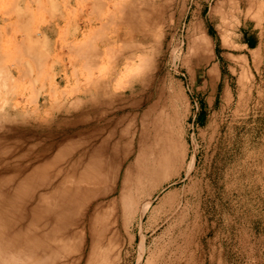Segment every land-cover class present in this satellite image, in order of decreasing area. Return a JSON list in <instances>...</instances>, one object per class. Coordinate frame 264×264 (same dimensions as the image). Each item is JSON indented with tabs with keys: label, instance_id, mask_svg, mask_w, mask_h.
<instances>
[{
	"label": "rangeland",
	"instance_id": "rangeland-1",
	"mask_svg": "<svg viewBox=\"0 0 264 264\" xmlns=\"http://www.w3.org/2000/svg\"><path fill=\"white\" fill-rule=\"evenodd\" d=\"M4 1L0 0V10ZM127 1V8L134 3L131 2L133 0ZM221 1L146 0L148 10L138 18L141 24L131 27L121 21L122 12L116 4L104 9L97 4L90 6L88 1L71 0L69 5H64L63 17L58 19L62 27L68 28L49 30L48 25H54L56 18H50L53 12L46 14L43 10L50 8V4L45 5L44 9H37L36 4L29 0H15L17 10L31 5L29 15L32 14L31 10L36 11L30 23L35 31H47V37L41 39V46L39 44L36 47L39 55L37 60L21 54L11 41L12 38H22L23 33L19 31L20 21L13 10L4 14L5 3L2 7L5 8L2 10L4 12H0V38L1 47L3 45L7 51L4 63L9 76L7 83H0V123L7 125L14 121H27L28 118L38 127L33 133L35 139L28 136L14 149L15 154L28 151L31 146L29 143H37L30 150L31 156L18 161L20 168L17 175L12 179L10 177V180H15L14 183H7L11 191L16 183H20L18 179L23 184L29 178V182L19 190L22 196H15L13 192L4 189L5 183L2 180L6 182L5 178H9L7 176L10 173L5 176L3 170L10 166L0 164V208H3L1 202L14 198L15 204L9 207L12 209H8V205L6 208L13 213L19 211V215L26 213L24 221L20 220L17 224L25 239L13 238L11 233L10 243L13 245L0 252V259L14 258V264H264V30L259 32L262 29L264 0ZM255 3L261 6V11L258 6V15L252 12ZM149 6L152 9L149 10ZM142 16H145V20ZM148 16L147 27H142L146 25ZM36 24L38 29L35 28ZM148 25L152 31L151 28L148 31ZM89 26L92 29L88 30ZM139 27L142 31L146 28L148 32L138 31L141 30ZM250 32H253L257 46L246 55L244 53L247 50L241 41ZM195 34L198 37L206 36L210 49L208 47L204 51L193 40ZM85 40L89 48L96 51L94 64L89 63L82 52L73 50L74 45L85 43ZM17 57L20 61H16ZM209 66L213 67L212 70ZM90 74L95 77L99 75L97 79H101L94 80L100 86L89 84L87 90L83 86ZM92 96H97L104 109H107L105 115H100L103 119L97 124L100 128L104 126L103 133L100 129L101 134L93 143L99 142L113 128L109 119L117 116L116 120H121L113 134L116 137L111 139L112 143L121 140L115 147L118 150L115 163L125 160L121 163V176L118 178L121 186L134 180L135 160L138 156L153 164L156 161L165 163L169 154L165 140L145 145L139 153V147L130 136L134 125L129 122L135 112L138 110L137 119L140 120L147 106L154 105L149 116L151 121L156 109L164 110L167 106L170 115L174 113L170 120L173 122L170 123L171 133L178 145L176 157L182 175L170 180L157 194L142 225L134 220V216L131 218L130 214L124 215L122 212V203L117 197L120 186L118 192L102 195L103 189L115 184L114 170L106 172L102 179L95 182L93 179V183H87L83 178L80 183L85 186L91 183L93 190H88L89 186H86L87 189L81 186L79 180L82 178L75 177L79 172L74 173V169H81V164L75 165V162L83 147L78 144L80 139L76 138L85 133V122L79 120L77 123L63 124L59 123V119L68 117V121L75 120V115L83 110L86 99H94ZM135 96L144 99L137 109L128 105ZM121 97L125 99L120 100L125 102L123 108H112V101H119ZM104 100L111 102L110 107ZM175 114H179L178 117ZM172 118L177 119L175 121ZM177 120L181 128L176 124ZM91 122L97 123L95 119H91ZM164 123L167 126L163 119L157 129L164 131ZM19 126L24 127L23 124ZM29 127L32 128V125ZM148 127L149 138L146 134V141L144 139L147 144L152 142L150 139H154L155 133L152 122ZM4 129L0 126L1 136ZM121 131L126 133L121 135ZM48 132L55 135L43 139ZM4 145L3 141L0 142V151ZM47 147L48 150L44 151ZM111 149L112 145L105 151L106 161L112 157ZM11 159V164L15 163ZM191 162L192 167L189 174H186L185 169ZM35 164L38 171L31 172L33 176L27 170L31 171L30 167ZM71 173H74L73 177ZM73 179L76 181L73 187L76 191L79 190L78 185L81 186L78 193L53 194L52 191L60 183L69 186ZM23 192H26L25 196L28 193L26 197H23ZM11 193L13 196H8ZM166 195H169V200L163 201ZM39 197L44 198L39 200L36 213L37 218L42 215L41 219L38 218L37 222L36 218L29 224L31 220L28 221V218L33 213L31 207L36 205V198ZM18 198L24 200V208L19 205L21 201ZM58 200L61 202L60 208L55 205L59 203ZM20 210L26 212L21 213ZM151 212L154 218L149 221L148 214ZM56 214H59V219L56 218L58 221L54 219ZM70 218L71 222H67ZM72 219L75 224L74 221L72 224ZM50 221H53V225ZM65 225L69 227L63 228ZM68 230L72 234L67 235ZM47 233L50 237L45 240L43 237H47Z\"/></svg>",
	"mask_w": 264,
	"mask_h": 264
},
{
	"label": "bare ground",
	"instance_id": "bare-ground-1",
	"mask_svg": "<svg viewBox=\"0 0 264 264\" xmlns=\"http://www.w3.org/2000/svg\"><path fill=\"white\" fill-rule=\"evenodd\" d=\"M29 1H31V3H35L36 4V8L37 9H40V8H42V9H44L45 8V5H48V4H50L51 5V10H50V8H46V9H44L43 11L47 14L48 12H53V14H50V18H56V22L54 23V25H48L49 27V30L51 29V28H54V29H59L60 27L61 28H63V30H64V28H65V30L68 28V27H62L63 25H61V23L58 21V19H61L62 17H63V14H64V12H63V8H64V5L66 6V5H69L70 3H71V0H29ZM75 1H78V0H75ZM81 1V0H80ZM82 1H84V2H86V1H88V3L90 4V6H93V5H95V4H97L98 6H101L102 8H107L108 9V7L110 6V5H112V4H116L117 6V8L119 9V11H121L122 12V22H124V23H126V24H128V25H130L131 27H133L134 25H137V26H139V24H141L139 21H138V18H139V16L141 15V14H144L145 15V12H147V10H148V5L147 6H145V4H147V2H146V0H133V1H131V2H134L130 7H126L125 6V3L126 2H128L127 0H82ZM143 3H142V2ZM224 1V0H223ZM223 1H221V2H223ZM229 1V0H228ZM236 1V0H235ZM248 1V0H247ZM14 2H15V0H6V1H4L3 3H4V6L6 5L5 3H7V5H6V9L5 8H2V7H4L2 4V7H1V10H0V12H4V11H2L3 9H5V12H4V14L5 13H7V12H9L10 10H13V13H15L17 16H18V19H19V26H20V30H19V28L17 29V30H19V31H21L20 33L22 34V38H20V39H17V38H12L13 40H11V41H13L14 42V44H15V46H16V49L21 53V54H26V55H28L30 58H32L33 60H37L38 58H39V55L37 54L38 53V51H37V49H36V47L40 44V46H41V42H42V40L41 39H44V38H46L47 37V31H43V30H40V31H35L34 30V28H32L30 25V23H31V20H32V18L31 17H33L36 13V11H32L31 10V15H29V11L28 10H30V8L32 9V7H31V5H28V6H26L25 8H21V9H19V10H17L16 9V5L14 4ZM232 2V1H231ZM231 2H229V3H231ZM238 2V1H237ZM228 2H226V4H227ZM144 4V5H143ZM225 4V3H224ZM232 4H233V2H232ZM256 4V7H257V9H256V7H255V9L256 10H258L259 9V7H260V11H261V6H259L260 4H258V6H257V3H255ZM15 5V6H14ZM58 5H60V8H59V6ZM231 5V4H230ZM221 6V5H220ZM225 6H227V5H225ZM254 6V5H253ZM151 6H149V10L150 9H152V8H150ZM233 8V7H232ZM249 8H250V6H249ZM229 9V8H228ZM255 9L252 11L253 13H257V15H258V13L260 12L259 10H258V12H256L255 11ZM159 10H161V9H159ZM222 10L223 9H221L220 11V13H222ZM162 11V10H161ZM234 11V10H233ZM255 11V12H254ZM149 12V11H148ZM224 12V11H223ZM229 12V11H228ZM151 13V12H150ZM159 13V12H158ZM157 13V14H158ZM220 13H219V15H220ZM230 13H231V11H230ZM233 13V12H232ZM237 13V12H236ZM8 14V13H7ZM41 14V13H40ZM147 14V13H146ZM227 13L225 12V14L224 15H226ZM11 15V14H10ZM108 15V14H107ZM161 16H162V14H160ZM223 15V16H224ZM13 16V15H12ZM11 16V17H12ZM16 16V17H17ZM113 16V15H112ZM151 16V15H150ZM150 16H148V18H146V21L147 20H149V17ZM155 16H157V15H155ZM223 16H222V18H223ZM230 16H232V14L230 15ZM234 16H237V15H234ZM143 17H145V16H142L141 18H143ZM158 17V16H157ZM160 17V16H159ZM233 17V16H232ZM221 18V17H220ZM221 18V19H222ZM226 18V17H225ZM227 18H228V16H227ZM152 19V18H151ZM151 19H150V21H151ZM160 19V18H159ZM158 19V20H159ZM231 19V18H230ZM229 19V20H230ZM238 19V18H237ZM237 19H236V21H237ZM124 20V21H123ZM143 20H145V18H143ZM142 20V21H143ZM154 20V19H153ZM155 20H157V18L155 19ZM154 20V21H155ZM141 21V20H140ZM141 21V22H142ZM235 21V20H234ZM18 22H16L17 24H18ZM151 22H153V21H151ZM151 22L149 23V24H151ZM161 22V21H160ZM163 22V21H162ZM161 22V23H162ZM222 22H223V20H222ZM15 23V24H16ZM229 23H231L230 21H229ZM146 25H141L142 27L143 26H146L147 27V24H148V21H147V23H145ZM232 24V23H231ZM234 24V23H233ZM227 25H228V23H227ZM230 25V24H229ZM7 26V25H6ZM15 26H17V25H15ZM151 26H152V24H151ZM92 27V26H91ZM90 26L87 28L88 30L89 29H92ZM35 28H37L38 29V24H36L35 25ZM60 28V29H61ZM140 28V27H139ZM151 28V31H152V27H149V25H148V31H149V29ZM133 30H134V28H132ZM141 30H138V31H142V28H140ZM144 30V32H148L147 30H145L146 28H143ZM62 30V29H61ZM142 31V32H143ZM199 31V30H198ZM197 31V32H198ZM144 34V33H143ZM199 34V33H198ZM198 34L195 36V37H193L194 39V41L195 42H197V44H200V46L203 48V50L204 49H206V48H208L209 47V49H210V46H209V40H207L203 35H201V36H199L198 37ZM201 34V33H200ZM38 35H40V36H38ZM144 35H146V34H144ZM46 36V37H45ZM147 36V35H146ZM145 36V37H146ZM150 36V35H149ZM142 37V36H141ZM148 37V36H147ZM146 37V38H147ZM145 40V39H144ZM11 41H10V43H11ZM146 41V40H145ZM193 41V42H194ZM12 42V43H13ZM159 44V43H158ZM157 44V45H158ZM195 45H196V43H195ZM134 46V45H133ZM159 46V45H158ZM157 46V47H158ZM198 46V48H199V45H197ZM197 46H196V48H197ZM4 46L2 45V47H1V38H0V83H7L8 82V80H7V77L9 76V71L7 70V66L5 65V63H4V59H6V57H7V51H5L6 49L5 48H3ZM195 48V47H194ZM195 48V49H196ZM212 48V47H211ZM131 49H132V47H131ZM208 49V50H209ZM73 50H75L76 52H82V54L84 55V56H86V60L90 63V62H94L95 61V53H96V51L94 50V49H91V48H89V43H88V41L87 40H85V43H81V44H78L77 46H73ZM203 50H201L202 52H204ZM197 51V50H196ZM210 51V50H209ZM208 51V52H209ZM195 52V51H194ZM193 52V53H194ZM207 52V53H208ZM212 53V52H211ZM36 54V55H35ZM195 54H198V52H196ZM210 55V54H209ZM40 57H41V55H40ZM210 57V56H209ZM211 58V57H210ZM209 58V59H210ZM17 60L16 61H20V58L19 57H17L16 58ZM212 59V58H211ZM242 61H244L245 62V59H243ZM87 62V63H88ZM91 63V64H92ZM207 63H208V61H207ZM206 63V64H207ZM94 64V63H93ZM92 64V65H93ZM89 66V65H88ZM211 66V65H210ZM210 66H209V68H210ZM93 67V66H92ZM94 68V67H93ZM208 68V69H209ZM213 68V67H212ZM212 68H210L211 70H212ZM27 71H28V69H26ZM91 70H92V68H91ZM210 70V71H211ZM214 70V69H213ZM209 71V70H208ZM207 71V72H208ZM23 73H25L24 71H23ZM92 73V72H91ZM26 74H29V73H26ZM209 74H211V72L209 73ZM94 75V74H93ZM93 75H91L90 74V76L87 78L88 79V81H86L85 82V84H84V86L83 87H85V89H87L88 88V86H89V84H93L94 86L93 87H96V85H97V87H99L100 85H99V83L98 84H96V82H95V80L94 79H97V77L99 76H96L95 77V75H94V77H93ZM90 78V79H89ZM93 78V79H92ZM99 78V77H98ZM101 79V78H100ZM100 79H97V80H100ZM102 82V81H101ZM142 83V82H141ZM146 83H149V81H147ZM145 83V84H146ZM131 86V85H130ZM144 86V85H143ZM146 86H148V85H146ZM91 87V86H90ZM80 88V87H79ZM84 89V90H85ZM8 90V89H7ZM88 90V89H87ZM94 90V89H93ZM92 90V91H93ZM10 91V90H9ZM86 91V90H85ZM106 91V90H105ZM142 91H144V90H142ZM162 91V90H161ZM161 91H159V92H161ZM89 92V91H88ZM95 92V91H94ZM93 92V93H94ZM133 92H135V91H133ZM132 92V93H133ZM137 92V91H136ZM163 93V92H162ZM89 94V93H88ZM161 94V93H160ZM159 94V95H160ZM175 94V93H174ZM164 95V94H163ZM173 95V94H172ZM89 96V95H88ZM161 96V95H160ZM93 98H94V96H92ZM91 97V98H92ZM137 96H135V99L134 100H131L130 102V104H128L129 106H132L133 108H138L139 106H141V103L143 102V98H136ZM142 97V96H141ZM89 98V97H88ZM131 98V99H132ZM169 98V97H168ZM3 99V98H2ZM75 100H80L79 98H74ZM73 99V100H74ZM125 100L124 98H122L121 97V99L119 98V101H118V99L116 100V102H115V100L114 101H112V108H114V109H116V107L117 108H123V106H124V104H125V102L123 103V102H121V101H123V100ZM173 99V98H172ZM72 100V101H73ZM87 101H85V104H83L84 105V107H83V110L80 112V113H78L77 115H75V120H70V121H68L67 119H68V117H64V118H61V119H59V123H63V124H68V123H71V124H73V123H77L79 120L81 121V122H85L84 123V125H83V127H84V129H85V133L83 134V136H81V137H78V138H76V139H80L79 140V145H83V147L80 149L81 150V152L77 155V161L75 162V165L76 164H81L80 166H81V169L79 170H75L74 169V173L75 172H79V175L77 176H75V177H78V178H82V179H80L79 180V184L81 185V186H83L84 185V187L86 188V186H85V184H81L80 182H82V180H83V178H84V181L86 180L87 181V183L88 182H91V183H93V181L95 182V181H97L98 179H102V178H104V176H105V173L106 172H108V171H110V170H114V173L115 174H113V176H114V178H115V184L114 185H112V186H107L105 189H103L102 191H101V193H102V195H106V194H110V193H115V192H118V190H117V188L119 187V195L117 196V197H119L120 198V200H121V203H122V212L124 213V215L125 214H130L131 215V218L134 216V220H138L140 223H141V225L143 224V221H144V219H145V216H146V214L149 212V210H150V207H151V204H152V202H153V200H154V198L157 196V194H159V192L168 184V182L170 181V180H172L173 178H175V177H180L181 175H182V173H181V171H180V166H179V164H178V162H177V157H176V154H177V152H176V147L178 146H176V139H175V136H174V134H172L171 133V131H172V128H171V125H170V123H173V122H170V120H171V117H172V115L174 114L173 112H172V115H170V111H169V109L167 108V106L166 107H164V110H163V108L162 109H156L157 111H155V113H154V117L152 118V121L150 120V113H151V110L153 111V109L155 108V106L153 105V107L151 106H147V108L144 110V112L143 113H141V115H142V118H140V120L139 119H137V116H138V110L135 112V114H134V116H133V119H131V121L129 122V124H131L132 126H133V128H132V130H131V138H132V140L133 141H135V143L137 144V146L139 147V153L141 154V151H142V149L144 148V147H146L145 145H151L153 142H155V141H164L165 140V146H166V148H167V151L169 152V154H168V157H167V159H166V161H165V163H164V161H156V162H154L153 164H150V163H147L145 160H141L140 159V157L138 156L137 157V159L135 160V165H136V176H135V178H134V180H132L130 183H128V184H126V183H123L122 184V186L121 185H119V183H118V178H119V176H121V163L122 162H124L125 160L124 159H122L121 161L120 160H118L117 161V163H115V159H117V152H118V150L116 151V149H115V147H116V144H117V142L119 143V141H121L120 139H118V141L116 142H114V143H112L113 142V140L111 141V139L112 138H115L114 137V133H115V129L117 128L116 127V125H117V123L119 124L120 122H121V120L119 121H117L116 119L118 118L117 116L116 117H113V118H111V119H109L110 120V122H112V124H113V126H111V127H113L111 130H109V132L106 134V136H104L103 137V139L102 138H100L99 139V142H95V143H93L94 141H97L98 139H96V138H98L99 137V135L101 134V132H102V128L104 127L103 125H105V124H107V123H105V124H103L102 126L103 127H99L97 124L103 119L102 117H100V115H105V113H104V111H107V109L105 108L104 109V107H103V103H102V101H100V99H98L97 98V96L94 98V99H86ZM121 100V101H120ZM84 101V100H83ZM106 101V105L107 106H109L110 107V104H111V102H109L110 100H108V102L109 103H107V100H104L103 102H105ZM168 101H170V100H168ZM16 102V101H15ZM81 101H79V103H80ZM115 102V103H114ZM162 102H164V97H163V100H162ZM174 102V101H173ZM75 103V102H74ZM170 103H171V101H170ZM169 103V104H170ZM175 103V102H174ZM181 103V102H180ZM15 104V103H14ZM105 104V103H104ZM153 104V103H152ZM151 104V105H152ZM157 103L155 102V105H156ZM164 104V103H163ZM162 104V105H163ZM168 104V105H169ZM17 105V104H16ZM76 105H79V104H76ZM19 106V105H18ZM144 106V105H143ZM164 106V105H163ZM171 107H172V105H170ZM175 106H177V105H175ZM150 107V108H149ZM19 108V107H18ZM40 108V107H39ZM81 108V107H80ZM111 108V109H112ZM174 108V107H173ZM173 108H171V110L173 109ZM109 109V108H108ZM175 109V108H174ZM176 110H177V108H176ZM174 112H176V111H174ZM184 112H186V111H184ZM183 112V113H184ZM102 113H104V114H102ZM71 114V113H70ZM186 114V113H185ZM53 115V114H52ZM178 115L179 114H177V116H176V114H175V116L176 117H178ZM36 116H37V114H36ZM30 117H33L32 115H30ZM120 117V116H119ZM139 117H141V116H139ZM174 117V116H173ZM24 118V117H23ZM34 118V117H33ZM47 118V117H46ZM64 119V120H63ZM91 119H95V121L97 122V123H95V122H91L90 123V121H91ZM107 119H108V117H107ZM106 119V120H107ZM164 119V122H167V126L165 125V123H164V126L166 127V129L164 130V131H161V129H157V126H158V124H160V122H162V120ZM172 119H175V121H176V119L177 118H172ZM29 119L27 118V121H14L13 123H8L7 125L6 124H3L2 122L0 123L1 125V127H5V129H4V131L5 132H3V136H1L0 135V142L2 143V141L5 143V149H4V146H3V148H2V151H0V156H4V157H0V164L1 165H5V166H10V167H8L7 168V170H3L4 171V173H5V176H7L8 175V173H10V175H8L7 177H9V178H5V179H7V181L5 182V180H2V181H4V183L5 184H3V186L5 185V187H4V189L5 190H8V191H10L9 190V184H7V183H9V182H13V181H15L14 179L13 180H10V177H11V179L12 178H15V176L17 175L16 173L18 172V170H19V168H20V165H18V164H20L18 161L19 160H21V159H24V158H27V157H29V156H31V149H33L34 147H36V145H37V143L34 141L33 143L31 142V144L29 143V145H31L29 148L30 149H28V151L27 150H25V151H22V152H20V151H18L19 153H14V149L18 146V144L20 143L21 144V142L23 141V140H25V139H28V136H31V137H33L34 139H35V134H33L34 133V131L37 129V127H38V125L37 126H35L34 125V123L33 122H31V121H28ZM36 120H37V117H36ZM83 120V121H82ZM105 121V120H104ZM172 121V120H171ZM53 122V121H52ZM103 122V121H102ZM109 122V123H110ZM152 122V124L154 125V130L153 131H155V133L153 134V136H154V139H150V141H152V142H150L149 144H147V142L145 143V141H146V134H147V132L149 131V128L150 127H148V125L150 126V123ZM36 123V122H35ZM38 123L40 124L41 122H40V119H39V121H38ZM37 123V124H38ZM108 123V124H109ZM179 124V121L177 120V122H176V124ZM20 124H23V126L24 127H22V126H19ZM81 124H83V123H81ZM162 124V126H163V123H161ZM30 125H32V128H30L29 126ZM47 125V124H46ZM77 126V125H76ZM81 126V125H80ZM174 126V125H173ZM172 126V127H173ZM178 126V125H177ZM181 125L179 124V127H180ZM44 127H46V126H43V128ZM175 127V129H176V126H174ZM173 127V128H174ZM40 128H41V125H40ZM130 128H131V126H130ZM163 128V127H162ZM181 128V127H180ZM100 129H101V132H100ZM110 129V128H109ZM147 129H148V131H147ZM178 129V128H177ZM176 129V130H177ZM160 130V131H159ZM37 131V130H36ZM35 131V132H36ZM103 131H104V129H103ZM178 131V130H177ZM41 132V131H40ZM45 132V131H44ZM55 132V131H54ZM130 132V131H129ZM174 132H176V131H174ZM77 133V132H76ZM103 133V132H102ZM124 133H126L125 131H121V135L122 134H124ZM149 133V132H148ZM179 133V132H178ZM177 133V134H178ZM151 134V135H152ZM176 134V133H175ZM176 134V135H177ZM180 134V133H179ZM55 135V133H51V132H48V133H46L45 134V138H43V139H46V138H48L49 139V137L50 136H54ZM119 135H120V133H119ZM58 136V135H57ZM152 136V137H153ZM180 136V135H179ZM178 136V137H179ZM40 137V136H39ZM119 138H121V136H118ZM147 137H148V134H147ZM72 138H74V137H72ZM149 138V137H148ZM180 138V137H179ZM30 139V138H29ZM40 139V138H39ZM75 139V140H76ZM144 139H145V141H144ZM116 140H117V138H116ZM154 140V141H153ZM21 141V142H20ZM37 141V140H36ZM56 141V140H55ZM179 141L180 140H178V143H179ZM38 142H39V140H38ZM129 142V141H128ZM132 142V141H131ZM23 143V142H22ZM55 143V142H54ZM121 143V142H120ZM180 144V143H179ZM110 145H112V149H111V158L109 159V160H107L106 161V158H105V151L110 147ZM118 145V144H117ZM22 146V145H21ZM77 146V145H76ZM75 146V147H76ZM119 146H120V144H119ZM118 146V147H119ZM122 146V145H121ZM180 146H182V145H180ZM80 147V146H79ZM1 148V147H0ZM48 148L49 147H47V148H45L44 149V151H47L48 150ZM181 148H183V147H181ZM17 149V148H16ZM40 149H42V148H40ZM180 149V148H179ZM184 149V148H183ZM6 150V151H5ZM113 150V151H112ZM182 152V151H181ZM184 152V151H183ZM4 153H6V155H2V154H4ZM45 154V153H44ZM44 154H43V156H44ZM105 155V156H104ZM182 155V154H181ZM12 156V157H11ZM118 156H119V154H118ZM177 156H178V154H177ZM48 156H46V158H47ZM110 157V156H109ZM181 157V156H180ZM11 158H13L14 159V162L16 163H12L11 164V162L9 161ZM40 158V157H39ZM44 158H45V156H44ZM179 158V157H178ZM182 158V157H181ZM33 159V158H32ZM12 160V159H11ZM31 160V159H30ZM34 160V159H33ZM36 160H37V158H36ZM23 161V160H22ZM74 161V160H73ZM190 161H192V159L190 160ZM13 162V161H12ZM18 162V163H17ZM29 162V161H28ZM31 162V161H30ZM37 162H38V160H37ZM133 162V161H132ZM23 163H24V161H23ZM27 162H25V164H26ZM32 163H33V161H32ZM115 163V164H114ZM180 163V162H179ZM10 164V165H9ZM164 164H165V169H164ZM11 165H12V167H11ZM22 165V164H21ZM32 165V164H31ZM37 164H35L34 165V167H30V168H32V170L30 171V170H27V171H29L30 173L32 172V173H35L36 171H38V168H37V166H36ZM79 165H78V167H79ZM130 165H131V163H130ZM15 166V167H14ZM77 167V168H78ZM192 167V162L189 164V166L185 169V173L186 174H189V171H190V168ZM24 168V167H23ZM12 171V172H11ZM22 172V171H21ZM20 172V173H21ZM24 172V171H23ZM7 173V174H6ZM26 173H28V172H26ZM31 173V174H32ZM74 173H71V176L73 177L74 176ZM11 174H13L14 176H12ZM3 175V174H2ZM23 175H25V173L23 174ZM22 175V176H23ZM33 176H34V174H32ZM31 175V176H32ZM30 177V176H29ZM125 177V176H124ZM77 178V179H78ZM17 179V178H16ZM24 179V178H23ZM26 179V178H25ZM33 179V178H32ZM94 179V180H93ZM10 180V181H9ZM93 180V181H92ZM17 181V180H16ZM26 181V182H25ZM24 182H23V184H20L21 183V181L18 179V182H20V183H16V186L14 187L13 185H11V186H13L14 188H13V190H11L10 192H13L14 194H15V196H16V194H17V196H18V194H19V190H20V188L24 185V184H26V183H28L29 182V178H28V182H27V180H25ZM31 181V180H30ZM73 182L71 183V185H65V183H64V185H63V183H60L56 188H54V190L52 191V192H54L53 194H67V193H74L75 192V194L76 193H78L79 191H80V189H81V186H79L78 185V187H77V189H79V190H75V188H73V187H75V184H76V181H74V179L72 180ZM75 182V183H74ZM14 183V182H13ZM73 183H74V185H73ZM91 183L90 184H88V186H89V188H88V186H87V188H88V190H93V188L91 187L92 185H91ZM121 183V182H120ZM0 184H2L1 182H0ZM1 186V185H0ZM2 186V187H3ZM47 186H49V184H47ZM90 187L92 188V189H90ZM12 188V187H11ZM86 188V189H87ZM1 189V188H0ZM33 189H34V187H33ZM2 190H3V188H2ZM75 190V191H74ZM29 191V190H28ZM28 191H26V192H28ZM34 191H35V189H34ZM26 192H23V197L25 196V194L24 193H26ZM30 192H32L33 193V190L31 191L30 190ZM51 192V193H52ZM1 193V192H0ZM29 193V192H28ZM27 193V194H28ZM31 193V194H32ZM50 193V194H51ZM20 194H21V192H20ZM19 194V195H20ZM27 194H26V196H27ZM34 194V193H33ZM36 194V193H35ZM43 194H47V193H45V192H43ZM74 194V195H75ZM10 195H12V193L11 194H9L8 196H10ZM30 195V194H29ZM37 195V194H36ZM36 195H34V197L36 196ZM69 195V194H68ZM78 195V194H77ZM7 196V195H6ZM13 196V195H12ZM11 196V197H12ZM20 196H22V195H20ZM25 196V197H26ZM33 196V195H32ZM22 197V198H23ZM29 197V196H28ZM45 197V196H44ZM168 197H169V195H168ZM167 197V195H166V199L163 197V201L165 200V201H167V200H169V198ZM17 198V197H16ZM43 198V197H42ZM42 198H36V199H38V201L36 200L35 201V203H36V205H33L32 207H31V209H33V213L30 211V213H32V215H31V217H29L28 218V221L29 220H31L30 221V223L29 224H32L33 223V220H36V218H37V216L38 215H36V213H37V211L39 210L38 208H39V205H38V203H39V200H43ZM14 199V198H13ZM12 198H9V199H6V201H4L3 203L1 202V206H3V208H0L1 210H0V252L1 251H3L6 247H9V246H11V245H13L12 243H10V241L12 240V237L14 238V237H16L17 239H20V237H22V238H24V236H21V235H23L19 230H20V228H18L17 227V224H19L18 222L21 220V221H24V219L26 218V216H24L23 215V213L21 212V211H23V210H20V212L22 213L21 215H19L20 213H19V208L18 207H16L18 210V212H16V213H13V211H9L8 209H10L9 207H10V204L12 205V204H15L13 201ZM19 199V198H18ZM24 199V198H23ZM26 199V198H25ZM30 199V198H29ZM28 199V200H29ZM4 200V199H3ZM20 201H21V204H19L20 203V201L19 202H17L19 205H24L22 202L24 201H22V199H19ZM28 200H26V203L28 202ZM59 201V203H57V204H55L56 206L58 205L59 207L58 208H60L61 207V202H60V200H58ZM65 202H67V201H65ZM162 202V201H161ZM33 203H34V201H33ZM63 203V202H62ZM68 203V202H67ZM160 203V202H159ZM7 205H8V209L6 208L7 207ZM30 205V204H29ZM69 205V204H68ZM67 205V206H68ZM16 206H17V204H16ZM66 206V207H67ZM15 207V206H14ZM65 207V208H66ZM16 208L14 209V210H16ZM21 208V207H20ZM22 208H24V206L22 207ZM55 208H57V207H55ZM57 208V209H58ZM62 208H63V206H62ZM61 208V209H62ZM12 209V208H11ZM10 209V210H11ZM25 209H26V207H25ZM60 209V210H61ZM56 211V210H55ZM23 212H26V211H23ZM59 212V211H58ZM29 213V212H28ZM60 213V212H59ZM15 214V216H13ZM38 214V213H37ZM57 215V214H56ZM149 215V221L150 220H152L153 218H154V216H153V212H151L150 214H148ZM42 215H39V217L38 218H40ZM59 216V214L57 215V216H55L54 217V219H56L57 217ZM45 219H46V221H48V219H47V217H45V215L43 216ZM43 217H42V220H43ZM157 217V216H156ZM38 218H37V222L39 221L38 220ZM41 219V218H40ZM58 219H59V217H58ZM73 219H75V217L73 218ZM72 219V224H73V220ZM41 220V221H42ZM57 220V219H56ZM58 221V220H57ZM71 222V218H70V220H68L67 222ZM15 222V223H14ZM17 222V223H16ZM27 222V221H26ZM43 222V221H42ZM50 222H52L51 224L53 225V221H50ZM66 222V223H67ZM156 222V221H155ZM22 223L23 222H21L20 224L22 225ZM41 223V222H40ZM46 223V222H45ZM54 223H55V221H54ZM59 222H56V224H58ZM60 223H61V220H60ZM60 223H59V225L58 226H60ZM26 224V223H25ZM46 224H48V223H46ZM74 224H75V221H74ZM42 225H44V223L42 224ZM67 225H69L70 226V223H68ZM23 226V225H22ZM47 226V225H46ZM54 226L55 227H57V225H55L54 224ZM61 226H63V225H61ZM68 226V227H69ZM150 226V225H149ZM153 226V225H152ZM50 227V226H49ZM68 227H66V225H65V227H63V228H68ZM59 228H61V227H59ZM11 229H13L12 230V232L10 231ZM22 229V228H21ZM52 229V228H51ZM55 229V228H54ZM56 229H58V228H56ZM69 231V233L68 232H66L67 233V235H69L71 232H70V230H68ZM72 231V230H71ZM50 232V231H49ZM12 233V237H10V234ZM33 233V232H32ZM32 233H31V235H32ZM34 233H36V232H34ZM38 233H39V231H38ZM44 233H46V232H44ZM51 233V232H50ZM65 233V234H66ZM56 234V233H55ZM72 234V233H71ZM41 234H39V236H40ZM47 235H48V233H47ZM64 235V234H63ZM66 235V236H67ZM28 236V235H27ZM33 236V235H32ZM71 236V235H70ZM41 237V236H40ZM43 237V236H42ZM41 237V239H45L46 240V238H48V237H50L49 235L46 237V235L42 238ZM35 238V237H34ZM37 238H38V236H37ZM25 239V238H24ZM29 239V238H28ZM31 239V238H30ZM92 239V238H91ZM35 240H38V239H35ZM35 240L34 241H31L30 242V244L32 243V242H35ZM18 241V240H17ZM24 241H26V240H24ZM39 241V240H38ZM41 241H43V240H41ZM40 241V242H41ZM92 241H93V239H92ZM21 242V241H20ZM20 242H19V244H20ZM40 242L38 243V244H40ZM44 242V241H43ZM27 243H29V242H27ZM21 244H23V243H21ZM26 244V243H25ZM24 244V245H25ZM37 244V245H38ZM29 244H27V246H28ZM37 245H36V247H37ZM18 246V245H17ZM20 246V245H19ZM18 246V247H19ZM22 247H25V246H23V245H21ZM32 246V245H31ZM21 247V248H22ZM92 247H93V245L91 246V251L93 250L92 249ZM27 250H29V248H27ZM19 251H20V249H19ZM22 251V250H21ZM23 252V251H22ZM21 252V253H22ZM25 252H28V251H26L25 250ZM20 253V252H19ZM24 254V253H23ZM27 254L25 253V255L24 256H26ZM31 255V254H30ZM33 255V254H32ZM13 257V256H12ZM11 258V257H10ZM20 259V258H19ZM13 260H14V258H13ZM13 260H10V259H0V264H14L13 263ZM16 261H19V260H16ZM16 264H20V263H16ZM22 264V263H21ZM24 264H26V263H24Z\"/></svg>",
	"mask_w": 264,
	"mask_h": 264
},
{
	"label": "crops",
	"instance_id": "crops-1",
	"mask_svg": "<svg viewBox=\"0 0 264 264\" xmlns=\"http://www.w3.org/2000/svg\"><path fill=\"white\" fill-rule=\"evenodd\" d=\"M261 26H262V29H259V32H262L264 30V13L262 16V25ZM241 45L243 46L244 49L247 50V52L244 53L246 55L249 54L248 52L250 50L254 49L257 46L256 38L253 35V32L248 33L247 37L241 41Z\"/></svg>",
	"mask_w": 264,
	"mask_h": 264
}]
</instances>
